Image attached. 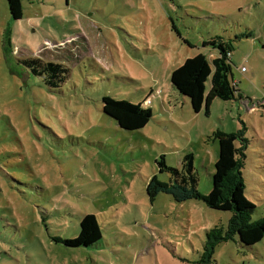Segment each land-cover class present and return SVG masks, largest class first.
Segmentation results:
<instances>
[{"label":"rangeland","instance_id":"obj_1","mask_svg":"<svg viewBox=\"0 0 264 264\" xmlns=\"http://www.w3.org/2000/svg\"><path fill=\"white\" fill-rule=\"evenodd\" d=\"M21 1L13 21L0 0V264H201L206 233L229 213L165 194L150 202L146 185L169 180L159 156L180 169L191 154L208 195L216 130L243 131L245 197L252 221L264 216V0ZM213 37L232 41L230 80L243 99L194 113L170 76L198 54L211 65L217 50L203 42ZM30 58L63 65L67 80L48 88L21 65ZM103 97L141 103L152 117L121 130ZM86 214L101 229L94 247L53 242L77 236ZM213 260L264 264V239L221 243Z\"/></svg>","mask_w":264,"mask_h":264},{"label":"trees","instance_id":"obj_2","mask_svg":"<svg viewBox=\"0 0 264 264\" xmlns=\"http://www.w3.org/2000/svg\"><path fill=\"white\" fill-rule=\"evenodd\" d=\"M10 18L13 21L22 19L23 7L21 0H5ZM210 45L217 50L218 56L211 60L198 54L188 58L175 69L170 76L171 87L181 96L187 98L194 113H198L203 105L205 111L214 99L224 102L232 101L235 96L242 100V94L231 79L232 41L221 37H213L203 46ZM33 77L42 79L50 89L59 88L68 78L69 70L63 65L42 62L38 58L20 61ZM210 81V90L205 96V83ZM146 102V101H145ZM102 112L116 122L118 128L133 132L144 128L152 117L150 109H144L139 104L125 100H115L109 97L101 99ZM211 138L218 143L217 161L211 176V190L208 195L198 191V174L193 164V156L186 154L181 161V168L176 169L166 164L163 155L156 160L159 173L168 174V182L151 177L146 185V194L153 202L159 194H165L176 204L196 201L208 209L229 213L225 225L215 226L206 233L199 262L214 264L213 253L221 243L238 239L244 247H254L264 239V216L252 221L256 210L255 205L245 197V182L242 170L245 165V150L247 141L243 131L224 133L216 130ZM102 239L101 229L96 217L84 215L79 222V231L73 238H53V242L66 248H91Z\"/></svg>","mask_w":264,"mask_h":264},{"label":"built area","instance_id":"obj_3","mask_svg":"<svg viewBox=\"0 0 264 264\" xmlns=\"http://www.w3.org/2000/svg\"><path fill=\"white\" fill-rule=\"evenodd\" d=\"M242 70H243V68H242ZM146 103H147V104H150V102H149L148 100L146 101Z\"/></svg>","mask_w":264,"mask_h":264},{"label":"crops","instance_id":"obj_4","mask_svg":"<svg viewBox=\"0 0 264 264\" xmlns=\"http://www.w3.org/2000/svg\"><path fill=\"white\" fill-rule=\"evenodd\" d=\"M152 92V91H151Z\"/></svg>","mask_w":264,"mask_h":264}]
</instances>
